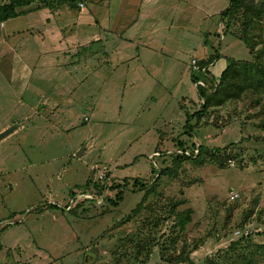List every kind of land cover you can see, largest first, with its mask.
Masks as SVG:
<instances>
[{
    "label": "rangeland",
    "instance_id": "374dc122",
    "mask_svg": "<svg viewBox=\"0 0 264 264\" xmlns=\"http://www.w3.org/2000/svg\"><path fill=\"white\" fill-rule=\"evenodd\" d=\"M8 1L0 0V5ZM225 1L230 4V0ZM249 3L257 5L255 12L264 7V0ZM88 8L93 9L92 5ZM88 10L81 11L80 26L90 28ZM184 10L189 12L190 6H183ZM166 11L160 37L167 45L181 44L170 55L178 56L174 72L182 81L178 88L175 83L166 86L168 92L154 88L134 93L133 79L127 78L126 72L119 78L117 72L105 87L106 78L113 73L108 69L99 72L103 80L97 86H82L83 79L92 73L89 67L82 72L90 60L79 65L77 61L80 75L76 66H69L66 75H55V68H50L54 61L48 59L55 57L46 58L44 53L58 47V35L45 42L33 38L48 16L45 10L0 24V130L6 126V130L16 129L0 140V243L5 247L0 251V264H168L162 258V247L170 245L177 235L172 254L185 248L196 264H237L243 256L264 264L263 251L258 249L264 244V97L245 93L237 101L212 108L200 124L191 120L194 131L191 137L186 135L187 115L198 112L204 103L192 79L195 73L190 60L194 53L189 42L199 39L210 54L218 50L220 37L215 29L219 18L202 26L205 15L195 6L191 24L201 33L189 38V26L183 27L188 16H171ZM134 15H127L126 22ZM240 17L232 31L226 32L220 51L251 61L249 50L234 34L240 29ZM253 20L251 34L259 43L257 49L262 50L264 14H255ZM29 26L31 31L25 34L17 28ZM153 59L146 62V77L159 71L152 67L159 59ZM58 63L71 64L72 60L61 57ZM205 73L208 76L196 75L206 83H210L207 78L216 80L209 71ZM94 80L92 75L88 84ZM103 89L108 90L101 92ZM205 94L212 93L205 90ZM55 103L60 107L53 109ZM86 116L89 121H85ZM142 127L146 130L136 140ZM178 138L185 144L183 150L177 146ZM242 138V144L226 152L230 158L224 167L209 160L201 164L195 156L176 161L185 155L180 151L192 152L199 142L208 148H223ZM159 143L163 162L169 167L167 173L158 183L155 179L145 183V190L132 188L134 179L154 176L153 165L155 176L159 174L161 159L156 158L157 167L150 157ZM95 165L110 169L114 181L132 179L118 208L108 201L117 194L109 190L111 181L104 188L103 182L99 189L93 188V183L84 187ZM233 192L239 199H230ZM73 193L78 197L72 203L69 198ZM171 209L177 213L191 211V222L183 233L174 228ZM133 210L137 213L128 220ZM247 232L249 241L229 251L230 245L246 237ZM195 245L199 249L191 253ZM10 249L13 251L8 252Z\"/></svg>",
    "mask_w": 264,
    "mask_h": 264
},
{
    "label": "crops",
    "instance_id": "0c3cea01",
    "mask_svg": "<svg viewBox=\"0 0 264 264\" xmlns=\"http://www.w3.org/2000/svg\"><path fill=\"white\" fill-rule=\"evenodd\" d=\"M40 1V0H39ZM36 2L35 4L24 8L23 10H29L30 12L27 14L34 13L35 11H39L42 13V10L47 11L45 14L48 16L45 17V21L43 22L42 27L37 29L36 35H33V38L37 39L39 42H45L49 38H56L55 35H58V47L55 46L54 48H49L45 53L44 56L46 58L50 56H54L53 58H48L53 63L50 64V68H55V75L61 77V73L68 72L69 66H76L82 63L83 60H90L91 63L86 64L82 68L85 70L89 67L92 70L91 75H88L82 81V86H97L99 80H103L99 77V72L104 71L106 69L111 70L113 73L110 74V79L107 77V83L105 87H108L110 84L111 79L115 76L117 72V78L121 77L122 72H126V77L133 79L132 82V89L134 93H142L143 89L148 91H153L154 88L156 90H160L162 92H168V88L166 86L170 85L171 83L174 84V87L178 88L179 84H181V80L178 76L175 75L174 69L177 67L174 61L179 60L178 56L172 57L170 53L172 51H178L181 47V44H171L167 45L165 40L160 37L161 31L160 27L162 26L161 19H163L162 14L168 9L169 6L173 5L171 10H168V15L170 14L173 16L174 13H179L180 17H184V15L188 16V24L184 25L185 28L187 25L188 27V35L189 38H194V35L197 34V30H193L191 24L193 22V18L191 17L194 13L192 12L197 9L204 13L205 18H203V22H201L202 26L211 22V20L215 17H218V22L216 24V36L220 37V42L218 44L219 49L216 50L222 56L221 59L216 60L210 66H208V71L210 75L215 77L216 79L219 78L227 66L226 58H232L224 53H222V48L224 47L225 40H226V24L225 21L221 17V13L226 10L229 6V1L225 0H85L82 2L84 4L83 8H79L77 6H73L70 4H63L57 6L56 4H52L54 8L51 7H43L42 9H38L40 3ZM108 3V4H107ZM89 5H92L93 9L88 8ZM190 6V11L186 12L181 11L183 10V6ZM65 8V9H64ZM89 9L88 14L92 16L89 21V27L84 24V26H80V22L82 17L80 15L81 11ZM181 9V10H180ZM131 14L134 15V19H130V21L126 22V16L129 15L131 18ZM25 17V16H24ZM57 18V19H56ZM168 19V16H166ZM10 22V21H9ZM7 22L5 25H7ZM86 23V22H85ZM3 24V23H2ZM174 22L172 23L173 26ZM184 24V23H183ZM182 25L178 24L177 26ZM197 25V24H194ZM86 26V27H85ZM83 27V28H82ZM21 29L20 32L25 34V32L31 31L30 26L29 29L25 27H17ZM16 28V29H17ZM84 31H80V30ZM53 30H56L54 32ZM66 30V34H63V31ZM201 33V31H200ZM208 33H206V40ZM156 39V40H155ZM196 42L199 44L196 45ZM207 41L203 42V45H207ZM230 44V43H229ZM134 50H133V48ZM213 48L214 45H212ZM190 51H193V55L191 56V60L197 59L199 61L206 60L209 57L215 55V49L212 54L209 52L204 51L203 49L206 48L201 46V42L199 39L197 41L189 42ZM81 54V57L79 56ZM63 57L64 60H72L71 64L65 63L59 65L60 58ZM152 57L153 60L157 61L155 65L152 67L159 69L156 73L148 74L145 76V70L147 68L146 62L147 60ZM234 59V58H233ZM163 60V61H162ZM237 60V59H235ZM78 61V64H77ZM159 63L161 65H159ZM164 63V65H163ZM168 63H171L172 67L169 66ZM77 64V65H76ZM190 64V63H189ZM219 68L217 69V65ZM191 65V64H190ZM80 67H77V74ZM169 68H172V71H168ZM67 70V71H66ZM170 72V82L167 78V73ZM84 74V73H83ZM155 74V75H154ZM84 74L83 76H85ZM97 80L93 81L90 85L88 84L89 79L91 76ZM100 75H102L100 73ZM192 76V75H191ZM133 77V78H132ZM65 79V78H64ZM129 82V79L126 80V83ZM86 84V85H85ZM195 85V84H194ZM87 87V86H86ZM104 87V88H105ZM65 91L67 87H64ZM77 87H73L75 90ZM91 90H95V88L89 87ZM108 89H103L101 92H106ZM175 90V89H174ZM113 92V89H112ZM166 100V94L163 93L162 95ZM152 100H157L153 97ZM183 102L186 103L185 98ZM193 102V99L191 100ZM203 103V100H201ZM60 107L59 104L55 103L53 109ZM95 111V110H94ZM85 121H89V118L86 116L84 117ZM8 126L2 128L0 132L6 131ZM155 127H153L154 129ZM18 130L22 129V126L17 128ZM16 130V129H14ZM146 130L143 127L139 129V133L137 134L139 140L141 137L140 134L143 135V131ZM17 132V131H15ZM140 135V136H139ZM162 139V136H160ZM180 140V138H178ZM174 140V139H173ZM181 141V140H180ZM202 145L200 142L198 143ZM160 145L155 149V151L150 155L152 163L159 166L155 161L156 158L161 159L162 164L159 167L161 171L162 168L167 167V163L163 162L162 158L164 156L163 151L160 150ZM160 150V151H159ZM177 150V149H176ZM136 162V161H135ZM126 167V166H124ZM122 168V167H118ZM109 169V168H108ZM155 173L157 169H155L153 165V171ZM106 173L109 176V181H114L113 174L106 167L99 168L96 165L94 166L93 175L92 177L86 181L93 180L96 181L98 178L100 179L101 174ZM153 177H149L148 179H141L144 183L152 182L154 179L158 178V175ZM126 178V177H125ZM132 180L131 178H129ZM84 185V187L86 186ZM78 195L74 193V195L70 196V200L73 203L75 199H77ZM70 204V203H69ZM72 210V209H70ZM68 210V211H70ZM0 236L3 234V230H1ZM3 247L2 243H0ZM2 251V250H0ZM13 250H9L11 252Z\"/></svg>",
    "mask_w": 264,
    "mask_h": 264
},
{
    "label": "trees",
    "instance_id": "16d2710c",
    "mask_svg": "<svg viewBox=\"0 0 264 264\" xmlns=\"http://www.w3.org/2000/svg\"><path fill=\"white\" fill-rule=\"evenodd\" d=\"M38 1L39 0H9L8 3L0 5V24L5 23L10 19H15L27 15L30 11L23 9L35 4ZM80 1L81 0H42L39 1L40 5L38 9H42L43 7L54 8L52 4H56L57 6L63 4L77 6V3ZM257 8V5L249 3V0H230L229 6L221 13V17L226 24L227 32L232 31V27L238 23L237 16L241 15V17L239 18V20H241V26L239 27L240 29L234 34L239 40L244 43L246 48L249 50L252 60L248 61L226 58L227 66L218 79L215 80L214 78H207L210 83L205 82V85L207 86L205 88L197 85L199 91L201 92L202 99H204V103L198 112L187 115L188 120L186 125V135H189L191 137L194 131V126L191 124V120H196V125H198L199 121H201L206 115H208L209 110L212 108H220L229 102L237 101L241 99L242 95H244L245 93H250L258 98L264 97V47L262 48V50L257 49L259 43L254 40V37L256 36L251 34L254 25V15L256 14L257 17H261V15L264 14V7H260L258 11L256 10L255 12V9ZM261 43L263 42H260V44ZM221 57L222 56L219 54V52L216 51L214 56L200 61V65L202 68L208 67L216 60L221 59ZM255 58L256 62H254ZM201 75L208 76L203 74ZM192 79L195 84H197L198 81L202 80L201 77L197 76L196 74H193ZM205 90L211 92L212 94H209V96L206 95ZM260 100H258L256 103L259 104ZM244 140L245 139L242 138L238 143H231L230 145L223 148H208L207 146L202 144L199 146V155L196 157V160L201 164L209 160L219 164L221 167H224L227 164V160L230 158V155L226 154V152L230 149V147L242 144ZM177 143V146L180 149L185 148V144L182 141L179 140ZM194 148H196V146H194ZM186 159L189 160L190 157L186 155H179L176 161L178 163H181L183 161H186ZM168 169V166L161 169L158 174V178L155 179L157 183L160 182L161 179L165 176ZM153 173H155V170L153 171ZM108 178L109 176L107 174L105 176L106 180L104 179V177L101 179L98 178L96 181L90 180L87 182L86 187L89 188V186L93 183V188L99 189L100 185L103 182V185L101 187L104 188L106 187L107 183H109ZM154 181H152V183ZM130 182L131 180L129 178H124L122 182L112 181L109 190L111 192H117V194L114 199H109L108 201L113 206H115V208H118L119 204L124 201L125 192L129 188ZM147 187V184H145L144 181L140 178H136L133 180L132 188H141L140 190H145ZM72 195H74V193ZM169 211V213H171V215H173L175 219L174 228L179 229V233H183L186 226L191 222V211L188 210L182 213L175 212V209H171ZM136 213L137 210H133V213H131V215L128 216L127 219H131V217H134ZM178 238L179 236L177 235L175 238L171 239L170 245L165 246L164 244V247H162L165 253V255L164 253L162 255L164 261L168 264H196L195 262H193L190 256L191 254H188L185 248L176 255L172 254L171 251L175 250ZM249 239V237H242L239 241L233 242L229 247V251H235L243 242H248ZM198 249L199 247L195 245L191 253L196 252ZM258 249L263 251L262 255L264 256V244L258 246ZM0 250H2L1 245ZM236 263L255 264V261L253 258L243 256L240 257ZM207 264H210V261Z\"/></svg>",
    "mask_w": 264,
    "mask_h": 264
},
{
    "label": "built area",
    "instance_id": "2783aa9c",
    "mask_svg": "<svg viewBox=\"0 0 264 264\" xmlns=\"http://www.w3.org/2000/svg\"><path fill=\"white\" fill-rule=\"evenodd\" d=\"M79 7L80 8H83L84 7V4L83 3H79ZM191 67H192V71H193V73H195V74H198V73H201V74H203V75H207V73H205L206 72V70H207V72H208V69H207V67H204V68H202L201 67V65H200V62L197 60V59H193L192 60V62H191ZM215 83H216V81H215ZM197 85H202V86H204V87H207L206 85H205V82L204 81H198V83H197ZM180 150H183V149H180ZM180 153L181 154H185L186 156H188V157H192V156H195V157H197L198 155H199V145L196 147V148H194V150L192 151V152H189V150L188 151H180ZM101 178H103V173L101 174V176H100V179ZM239 194L238 193H231V196H230V199L232 200V201H235V200H237V199H239ZM240 232H238L237 234H239ZM247 236H249V233L247 232L246 233V237Z\"/></svg>",
    "mask_w": 264,
    "mask_h": 264
},
{
    "label": "water",
    "instance_id": "95a60500",
    "mask_svg": "<svg viewBox=\"0 0 264 264\" xmlns=\"http://www.w3.org/2000/svg\"><path fill=\"white\" fill-rule=\"evenodd\" d=\"M14 129V128H13ZM12 128L8 129L2 133H0V140H2L3 138H5L6 136H8L10 133H12L14 130Z\"/></svg>",
    "mask_w": 264,
    "mask_h": 264
}]
</instances>
